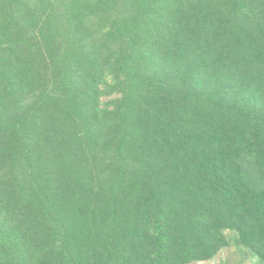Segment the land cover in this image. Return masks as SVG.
Here are the masks:
<instances>
[{"label":"trees","instance_id":"trees-1","mask_svg":"<svg viewBox=\"0 0 264 264\" xmlns=\"http://www.w3.org/2000/svg\"><path fill=\"white\" fill-rule=\"evenodd\" d=\"M231 245L264 264V0H0V264Z\"/></svg>","mask_w":264,"mask_h":264},{"label":"rangeland","instance_id":"rangeland-1","mask_svg":"<svg viewBox=\"0 0 264 264\" xmlns=\"http://www.w3.org/2000/svg\"><path fill=\"white\" fill-rule=\"evenodd\" d=\"M110 98L104 96L102 100L106 102ZM195 264H257V258L244 246L231 245L221 250L211 261Z\"/></svg>","mask_w":264,"mask_h":264}]
</instances>
